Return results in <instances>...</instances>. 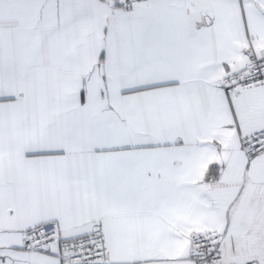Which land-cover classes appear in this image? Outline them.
Listing matches in <instances>:
<instances>
[{
	"label": "snow or ice",
	"instance_id": "snow-or-ice-1",
	"mask_svg": "<svg viewBox=\"0 0 264 264\" xmlns=\"http://www.w3.org/2000/svg\"><path fill=\"white\" fill-rule=\"evenodd\" d=\"M0 264H264V0H0Z\"/></svg>",
	"mask_w": 264,
	"mask_h": 264
}]
</instances>
